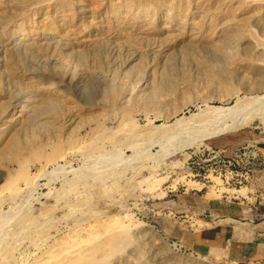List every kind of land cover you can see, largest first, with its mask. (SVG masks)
Listing matches in <instances>:
<instances>
[{
	"label": "rangeland",
	"instance_id": "obj_1",
	"mask_svg": "<svg viewBox=\"0 0 264 264\" xmlns=\"http://www.w3.org/2000/svg\"><path fill=\"white\" fill-rule=\"evenodd\" d=\"M263 149L264 0H0V264L113 218L110 264H264Z\"/></svg>",
	"mask_w": 264,
	"mask_h": 264
},
{
	"label": "bare ground",
	"instance_id": "obj_2",
	"mask_svg": "<svg viewBox=\"0 0 264 264\" xmlns=\"http://www.w3.org/2000/svg\"><path fill=\"white\" fill-rule=\"evenodd\" d=\"M168 134L169 131L164 133L163 136L166 137ZM126 139H128V136L123 137L121 140H126ZM77 177L79 176H74L73 178L63 182L62 185L64 187V191L65 189H67V191L75 195L80 194L78 189V184L79 181L84 177H80V178ZM22 179L28 181L29 175H24ZM95 179H96L95 182L100 181V179H103V176H97ZM85 181L83 180L81 182L84 191L83 193H87L90 191L89 190L90 185L88 183L86 184ZM7 185H9V190L7 189L8 192L14 191L16 188L15 184L10 185L8 183ZM28 221H29V214L24 213L23 215L20 216L18 220H16V225L21 226L27 223ZM106 221L104 224L103 222H101L102 225L99 223L98 225L94 224L95 226L101 225L98 228L96 227L95 230L92 229L93 225L90 226L91 230L88 229L90 228L89 225L88 228H86L88 229L87 231L82 229L86 231V233L84 235L81 234L82 239L80 241L78 239L79 242L75 244H71L67 247L61 249L59 248L56 250H49V249H46V251H44V249L40 250L39 251L40 260L34 262L33 264H110L112 256L115 253H117L120 249H123L128 244H130L131 240L128 236L129 234L127 227L123 221L119 220L118 218H113L108 220L107 222ZM74 235L73 236L70 235L69 238L74 239L76 237V236L74 237ZM65 239L67 238L64 237L62 239L56 240L53 243L51 249L56 246L60 247L62 244L65 243V242L61 243V241H64Z\"/></svg>",
	"mask_w": 264,
	"mask_h": 264
},
{
	"label": "crops",
	"instance_id": "obj_3",
	"mask_svg": "<svg viewBox=\"0 0 264 264\" xmlns=\"http://www.w3.org/2000/svg\"><path fill=\"white\" fill-rule=\"evenodd\" d=\"M242 212L245 213L244 210ZM233 223L228 251L236 253L240 258L264 256V217L259 220H245L244 217L237 216Z\"/></svg>",
	"mask_w": 264,
	"mask_h": 264
}]
</instances>
